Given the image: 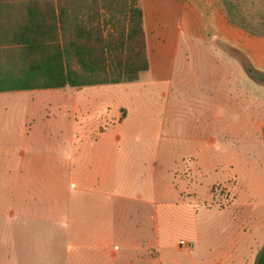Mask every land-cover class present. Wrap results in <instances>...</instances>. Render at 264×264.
<instances>
[{
  "label": "rangeland",
  "instance_id": "374dc122",
  "mask_svg": "<svg viewBox=\"0 0 264 264\" xmlns=\"http://www.w3.org/2000/svg\"><path fill=\"white\" fill-rule=\"evenodd\" d=\"M237 58L251 78L248 61ZM191 65L206 83L214 80L216 65L200 57ZM258 75L253 102L245 94L251 89H234L236 100L226 102L208 86L177 89L180 98L146 76L131 84L2 93L0 174L15 159L4 152L28 153L29 130L37 126L52 151L53 180L108 182L117 200L110 213L117 245L144 246L159 264L209 263L222 251L256 264L264 250V74ZM64 115L69 129L92 125L82 144L99 140L96 147L77 151L61 126ZM100 164L105 169L97 174ZM57 233L52 247L74 244Z\"/></svg>",
  "mask_w": 264,
  "mask_h": 264
},
{
  "label": "crops",
  "instance_id": "0c3cea01",
  "mask_svg": "<svg viewBox=\"0 0 264 264\" xmlns=\"http://www.w3.org/2000/svg\"><path fill=\"white\" fill-rule=\"evenodd\" d=\"M139 6L150 63L139 82L146 76L151 86L169 87L178 97L177 89L208 86L220 89V98L226 102L236 100L234 89H242L243 94L251 89L245 94L254 101L252 89H260V84L247 75L237 55L264 74V0H139ZM198 57L216 65L214 80L206 83L195 71L191 64ZM44 91L49 90L30 92ZM83 104L77 103L76 110ZM63 105L67 115L69 105ZM65 115L61 126L71 135L74 148L82 153L86 147H96L99 140L95 145L82 144L85 127L93 126L83 123L69 129ZM39 120L44 123L45 117ZM43 130L30 128L28 153L4 152L15 159L0 174V264H159L149 261L144 246L117 245L116 228L110 223L117 200L110 196L107 181L68 184L60 181L61 175L53 180L52 151L47 149L50 145ZM36 141L39 145H34ZM93 160L96 163V157ZM97 169L99 174L105 168L100 164ZM55 233V237L73 239L74 244H67L65 250L52 247ZM242 258L222 251L204 264H245Z\"/></svg>",
  "mask_w": 264,
  "mask_h": 264
},
{
  "label": "trees",
  "instance_id": "16d2710c",
  "mask_svg": "<svg viewBox=\"0 0 264 264\" xmlns=\"http://www.w3.org/2000/svg\"><path fill=\"white\" fill-rule=\"evenodd\" d=\"M149 69L139 0H0V93L131 84Z\"/></svg>",
  "mask_w": 264,
  "mask_h": 264
},
{
  "label": "built area",
  "instance_id": "2783aa9c",
  "mask_svg": "<svg viewBox=\"0 0 264 264\" xmlns=\"http://www.w3.org/2000/svg\"><path fill=\"white\" fill-rule=\"evenodd\" d=\"M181 246L182 247H185L186 246V243L185 242H181Z\"/></svg>",
  "mask_w": 264,
  "mask_h": 264
}]
</instances>
